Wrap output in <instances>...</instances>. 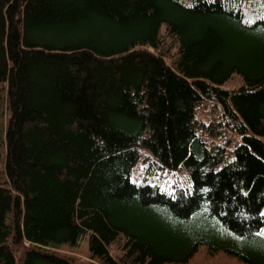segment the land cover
I'll return each instance as SVG.
<instances>
[{
  "label": "trees",
  "instance_id": "1",
  "mask_svg": "<svg viewBox=\"0 0 264 264\" xmlns=\"http://www.w3.org/2000/svg\"><path fill=\"white\" fill-rule=\"evenodd\" d=\"M1 135L0 264H84L58 249L86 232L134 264H264V0H0ZM144 151L190 187L131 181Z\"/></svg>",
  "mask_w": 264,
  "mask_h": 264
},
{
  "label": "rangeland",
  "instance_id": "2",
  "mask_svg": "<svg viewBox=\"0 0 264 264\" xmlns=\"http://www.w3.org/2000/svg\"><path fill=\"white\" fill-rule=\"evenodd\" d=\"M247 12H251L247 9ZM161 36L163 37L164 45L169 48V53L173 48V42L168 38L164 29L161 28ZM173 51V50H172ZM169 56V54H168ZM169 61L168 59H166ZM243 81L241 77L237 74H233L229 80H227L223 87L228 90H233L242 85ZM4 87V86H3ZM2 89V88H1ZM5 94L4 89L2 90ZM2 95V94H1ZM4 102V99H3ZM196 118L200 121L207 122L220 116L219 106L214 107V103L211 101L200 102L196 106ZM219 112V113H218ZM6 114L3 116L2 121L5 122ZM233 140L235 137H232ZM238 138V137H237ZM215 142H219L218 138L212 139ZM208 141V140H207ZM212 142V141H210ZM143 156L132 166L130 171V180L137 183H149L156 184L162 190L171 192L175 185L190 187L191 182L188 177L187 171L183 167L178 169L170 170L167 168H161L153 163H151V157L147 156V152H143ZM5 156V146L3 136H0V177L3 175V161ZM264 215V209L262 210ZM218 227H210L200 233L201 236H211L213 233H217ZM188 233V232H187ZM262 235H264V226L261 229ZM189 234H192L189 232ZM89 232H86L81 239L78 241L77 245L74 247L62 246L58 251L62 254L72 257L79 263L84 264H134L130 258L125 257L123 251L124 238L119 236L116 240L104 244L96 236ZM99 241L103 250L97 251L95 249V240ZM93 241V242H92ZM28 245V242L25 243ZM206 244H202L198 247L197 251L192 255L188 262L183 264H245L243 261L239 260L236 256L227 254L223 250H219L214 253H210ZM91 253L94 255L92 256ZM173 264V263H170Z\"/></svg>",
  "mask_w": 264,
  "mask_h": 264
}]
</instances>
